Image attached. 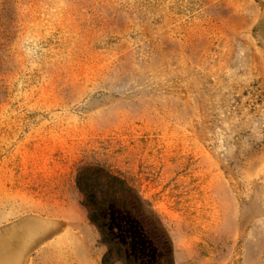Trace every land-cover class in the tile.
Listing matches in <instances>:
<instances>
[{"label":"rangeland","instance_id":"obj_1","mask_svg":"<svg viewBox=\"0 0 264 264\" xmlns=\"http://www.w3.org/2000/svg\"><path fill=\"white\" fill-rule=\"evenodd\" d=\"M83 161L176 264H264V0H0V264H102Z\"/></svg>","mask_w":264,"mask_h":264},{"label":"trees","instance_id":"obj_2","mask_svg":"<svg viewBox=\"0 0 264 264\" xmlns=\"http://www.w3.org/2000/svg\"><path fill=\"white\" fill-rule=\"evenodd\" d=\"M76 186L100 244L107 248L102 264H176L173 241L161 218L123 173L83 161Z\"/></svg>","mask_w":264,"mask_h":264}]
</instances>
